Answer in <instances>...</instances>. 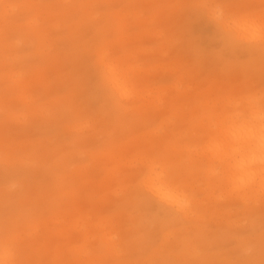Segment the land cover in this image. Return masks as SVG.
<instances>
[{
	"label": "rangeland",
	"instance_id": "1",
	"mask_svg": "<svg viewBox=\"0 0 264 264\" xmlns=\"http://www.w3.org/2000/svg\"><path fill=\"white\" fill-rule=\"evenodd\" d=\"M198 2L0 0V257L6 231L20 228L33 232L31 259H264L259 186L243 196L226 188L244 154L233 129L264 118L261 55L242 63L246 53L189 22L191 10L167 7ZM89 4L124 7L97 22L80 7ZM153 15L167 41L147 30ZM109 62L124 66L118 80L127 78L130 97L110 87ZM250 88L256 98L244 108ZM157 157L200 194L197 210H161L135 191Z\"/></svg>",
	"mask_w": 264,
	"mask_h": 264
},
{
	"label": "snow or ice",
	"instance_id": "2",
	"mask_svg": "<svg viewBox=\"0 0 264 264\" xmlns=\"http://www.w3.org/2000/svg\"><path fill=\"white\" fill-rule=\"evenodd\" d=\"M38 7H45V5ZM80 7L96 10V15L92 19L99 22L104 10L115 11L124 6L89 4ZM167 7L191 10L188 14L189 22L195 19L208 25L221 44L241 49L246 53L242 57V63H251L255 52L259 50L262 67H264V0H259V3L254 0H201L198 3H176ZM147 30L154 32L161 42L169 39L165 21L159 16L153 15L148 19ZM120 95L122 98H126L128 96L127 89L121 87ZM255 98V89L250 88L246 96L240 98L241 106L251 107ZM258 102L261 113H264V81L259 88ZM210 143L219 144L220 141L215 140ZM207 150L208 148L205 147V151ZM243 153L241 163L237 165L234 172L226 177L227 191L234 196H243L253 191L258 184L261 205L264 207V118L261 120L258 144L246 143L243 146ZM157 158L161 162L154 163L153 170L145 169L135 185V191L143 194L146 205H154L161 210L172 213H192L197 210L200 194L189 190L184 180L164 163L163 157ZM4 163L7 167H11L15 161L5 158ZM166 231L171 238V229ZM262 232H264V225H262ZM32 237L33 232H25L20 228L6 231L3 245L5 257L0 259V264H73V262L63 260L28 258L27 253L31 248ZM230 243L232 242L225 241L220 246L227 247ZM215 246L211 245L207 250L210 251ZM75 247L79 249L87 247V245L78 243ZM85 264H103V262L90 261ZM116 264H124V262H116ZM172 264H256V262L250 259H224L175 261ZM259 264H264V259Z\"/></svg>",
	"mask_w": 264,
	"mask_h": 264
},
{
	"label": "bare ground",
	"instance_id": "3",
	"mask_svg": "<svg viewBox=\"0 0 264 264\" xmlns=\"http://www.w3.org/2000/svg\"><path fill=\"white\" fill-rule=\"evenodd\" d=\"M106 53L107 52L105 50L102 51V54L105 55ZM106 69L108 70L109 76H110V81H109L110 87L113 90L119 92V94H120L121 87H124L128 91V96L127 97H130L131 94H132V92H131L132 88L129 85L127 78L124 77L122 81L118 80L119 73L124 72V66L121 68L119 66V64L114 63V62L112 64L111 62H109L106 65ZM262 73H263V71H262ZM259 129H260V125L259 126L251 125V126L247 127L246 129L240 128V127L237 128V129H233V132H235V134L239 135L240 137L242 136L241 138L243 139L242 141H243V146H244L246 143L258 144V141H259ZM243 146L238 147V152H239V150L243 149ZM241 160H239L237 162V165H239L241 163ZM237 165L235 164L236 167H237ZM258 171H259V168L257 169V172ZM258 186L259 185H257L256 187H258ZM254 190L256 191V188ZM249 193L252 194L253 192L251 191ZM246 194H248V193H246ZM4 257H5V252L3 251L2 254H1L0 259H3Z\"/></svg>",
	"mask_w": 264,
	"mask_h": 264
}]
</instances>
